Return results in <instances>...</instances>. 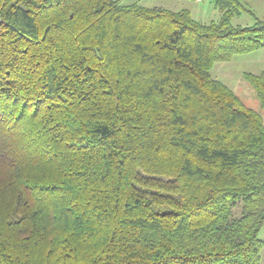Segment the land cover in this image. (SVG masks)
Listing matches in <instances>:
<instances>
[{
    "label": "trees",
    "instance_id": "1",
    "mask_svg": "<svg viewBox=\"0 0 264 264\" xmlns=\"http://www.w3.org/2000/svg\"><path fill=\"white\" fill-rule=\"evenodd\" d=\"M213 5L0 0V264H261L264 118L211 71L264 22Z\"/></svg>",
    "mask_w": 264,
    "mask_h": 264
},
{
    "label": "rangeland",
    "instance_id": "2",
    "mask_svg": "<svg viewBox=\"0 0 264 264\" xmlns=\"http://www.w3.org/2000/svg\"><path fill=\"white\" fill-rule=\"evenodd\" d=\"M248 10L235 17L234 26L251 27L256 20L264 22V0H242ZM124 5L139 4L146 8H162L171 11L188 9L195 20L202 24L218 22L220 13L213 5V0H121ZM264 72V48L248 54L238 55L230 62L216 63L211 71L212 77L232 89L251 109L264 118L254 90L244 79L245 73L258 75ZM259 239L264 242V228L259 232ZM261 264H264V248L261 251Z\"/></svg>",
    "mask_w": 264,
    "mask_h": 264
},
{
    "label": "crops",
    "instance_id": "3",
    "mask_svg": "<svg viewBox=\"0 0 264 264\" xmlns=\"http://www.w3.org/2000/svg\"><path fill=\"white\" fill-rule=\"evenodd\" d=\"M198 1V0H197ZM199 1H201V0H199Z\"/></svg>",
    "mask_w": 264,
    "mask_h": 264
}]
</instances>
